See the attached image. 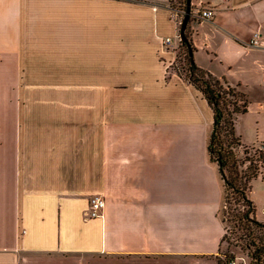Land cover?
Segmentation results:
<instances>
[{"label":"crops","instance_id":"0c3cea01","mask_svg":"<svg viewBox=\"0 0 264 264\" xmlns=\"http://www.w3.org/2000/svg\"><path fill=\"white\" fill-rule=\"evenodd\" d=\"M183 18L170 0H0V264H219L224 180L212 107L175 68ZM186 33L259 148L264 0H191ZM261 156L247 196L264 222Z\"/></svg>","mask_w":264,"mask_h":264},{"label":"trees","instance_id":"16d2710c","mask_svg":"<svg viewBox=\"0 0 264 264\" xmlns=\"http://www.w3.org/2000/svg\"><path fill=\"white\" fill-rule=\"evenodd\" d=\"M172 6L179 8L185 14L186 5L184 9H181L180 4L179 6L172 4ZM181 50H185L184 61L188 66L186 80L202 93L214 112V127L208 149L211 160L218 165L220 175L224 180L225 202L229 190L240 194L243 202L249 208L244 215L249 220L251 216L255 215V210L247 194L252 181L261 172L263 158L261 156L262 151L259 148L244 147L236 135L235 123L237 116L247 112L248 102L243 95L239 94L236 89L231 88L225 81L196 66L189 55V48L186 44L181 43ZM240 168L249 170V172L240 176ZM226 172L229 173V176ZM243 178L245 182L244 190L240 189L239 186V184L242 186ZM251 222L264 229V224L259 223L255 218L251 219ZM263 255V248L258 247L252 256L256 260V264L262 262ZM219 264L221 263L219 262Z\"/></svg>","mask_w":264,"mask_h":264},{"label":"rangeland","instance_id":"374dc122","mask_svg":"<svg viewBox=\"0 0 264 264\" xmlns=\"http://www.w3.org/2000/svg\"><path fill=\"white\" fill-rule=\"evenodd\" d=\"M171 2L174 6L180 4L181 9H184L187 0H171ZM184 52L185 50H181L179 53L175 68L179 75L187 81L188 66L184 61ZM248 172L249 170L239 169L240 176ZM226 173L229 176V173ZM239 186L240 189H245L244 178L242 186L240 184ZM248 210L249 208L243 202L241 195L229 190L222 212V218L225 222V236L218 259L221 264H230L234 261L240 264H256V260L252 257L254 252L258 247L264 250V229L253 224L251 219L255 218L262 224L264 222L257 220L255 215L248 220L244 216ZM260 264H264V255Z\"/></svg>","mask_w":264,"mask_h":264},{"label":"built area","instance_id":"2783aa9c","mask_svg":"<svg viewBox=\"0 0 264 264\" xmlns=\"http://www.w3.org/2000/svg\"><path fill=\"white\" fill-rule=\"evenodd\" d=\"M214 16V13L212 10H205L200 13L199 18L202 20H211L212 17ZM164 44L171 46L172 45V40L166 39L164 41ZM249 45L253 48H260L262 45L260 43V36L258 34H255L254 37L251 39ZM259 150L264 152V143L259 146ZM106 206L105 201L98 196H94L90 199L89 203V211H88V217L90 219H98L101 217L102 212L104 211ZM230 264H240L237 261H234Z\"/></svg>","mask_w":264,"mask_h":264},{"label":"water","instance_id":"95a60500","mask_svg":"<svg viewBox=\"0 0 264 264\" xmlns=\"http://www.w3.org/2000/svg\"><path fill=\"white\" fill-rule=\"evenodd\" d=\"M190 18H191V0H187L186 11H185L184 18H183V21H182L181 26H180L179 38H180V42L182 44H186L187 47L189 48V55L192 58L193 57V50L191 48V44L188 40V37L186 35V31H187V27H188V23L190 21Z\"/></svg>","mask_w":264,"mask_h":264}]
</instances>
